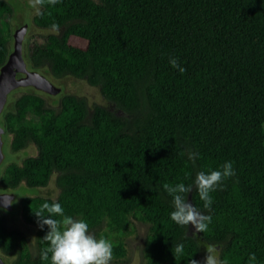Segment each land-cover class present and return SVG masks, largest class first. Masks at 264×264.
<instances>
[{
  "label": "trees",
  "instance_id": "obj_1",
  "mask_svg": "<svg viewBox=\"0 0 264 264\" xmlns=\"http://www.w3.org/2000/svg\"><path fill=\"white\" fill-rule=\"evenodd\" d=\"M40 13L33 27L52 31L56 23L60 31L27 42L30 71L82 79L116 112L88 111L70 94L52 109L31 92L2 109L9 152L31 146L34 154L1 169L0 193L44 188L51 177L57 189L54 199L18 200V216L35 229L32 251L0 208L2 261L50 264L40 259L48 228L38 227L34 212L59 202L90 234L112 238L117 259L134 219L147 226L142 264H189L198 259L197 237L171 220L172 197L162 187L183 182L193 186L192 204L212 217L198 238L228 264H248L252 253L264 264V0H45ZM11 15L0 0V67L12 48ZM171 56L186 72L170 66ZM227 161L235 175L211 193L209 211L196 174ZM177 244L184 254L174 257Z\"/></svg>",
  "mask_w": 264,
  "mask_h": 264
},
{
  "label": "clouds",
  "instance_id": "obj_2",
  "mask_svg": "<svg viewBox=\"0 0 264 264\" xmlns=\"http://www.w3.org/2000/svg\"><path fill=\"white\" fill-rule=\"evenodd\" d=\"M29 6L36 10L37 14L44 6L45 0H28ZM49 5H56L60 0H47ZM51 30L59 34L60 26L56 23L51 25ZM169 64L180 73L186 72L181 66L178 58L169 57ZM198 153H191L190 159L198 158ZM190 174L185 173L187 178ZM235 175L233 162L227 161L216 170L200 171L196 174L194 186L198 191L203 207L211 210L213 197L211 193L216 190L225 179ZM163 189L172 197L174 210L170 213V218L177 225H192L196 233L208 231V226L212 223L211 215L201 213L193 204L189 203L186 194L192 191V185L183 182L175 185L165 183ZM38 218V227L41 229L47 226L48 231L43 237L47 247L40 253L42 261H49L50 264H111L113 260V242L107 238L90 234L89 224L84 219H74L65 215V210L59 202L43 203L34 212ZM206 256L203 264H228L227 260H221L218 249L209 245L206 249ZM174 257L184 254V245L177 244L172 251ZM256 255L252 253L248 257V264H255ZM189 264H201V261L191 257Z\"/></svg>",
  "mask_w": 264,
  "mask_h": 264
},
{
  "label": "rangeland",
  "instance_id": "obj_3",
  "mask_svg": "<svg viewBox=\"0 0 264 264\" xmlns=\"http://www.w3.org/2000/svg\"><path fill=\"white\" fill-rule=\"evenodd\" d=\"M3 1L7 2L12 8V15L8 19V22L10 23L12 28L15 25L19 26L23 23H26L27 25L26 33L22 40L21 48L23 58L26 50V44L33 36H45L48 33H55L50 30L37 29L31 25V18L36 13V10L29 6L28 0ZM78 45L83 47L85 45V42L80 40L78 41ZM25 67L27 70H30L27 64L25 65ZM43 76H45L46 79L51 82V84H53L55 87L61 88V92L56 95H45L44 93L38 92L31 87H19L11 91L6 96V101L3 109H7L11 105V103L21 94L31 92L40 96L45 101V105L52 109H55L57 107L58 100L61 95L70 94L78 97H83L85 99L88 111H90L94 105H99L116 112V110L112 107L111 103L107 102V100H105L101 96L97 87L87 85L86 82L82 79H74L69 76L60 79H54L45 74H43ZM1 142L2 160L0 162V171L7 163L19 162L22 158L34 154V149L31 146L16 154H11L8 149V138L5 136L4 133H2L1 135ZM10 194L13 195V199L11 200L10 210L7 211L8 213H4L6 226L10 230H15L23 234L27 246L29 247L30 251H32L35 242V229L32 226L24 223L18 216V200L22 197L36 196H44L54 199L57 195V189L53 183V177H51L47 186L44 188H28L21 184L16 190L12 191ZM130 224V233L122 238L125 249L124 257L119 259L113 257L111 264H142L141 249L144 237L147 233V226L134 219H130ZM109 240H112V238H109ZM196 240L197 245L199 247V255L197 260L201 261V264H203L204 257L206 256L205 249L209 245L204 243L198 237L196 238ZM229 264H235V262L232 259H229Z\"/></svg>",
  "mask_w": 264,
  "mask_h": 264
},
{
  "label": "water",
  "instance_id": "obj_4",
  "mask_svg": "<svg viewBox=\"0 0 264 264\" xmlns=\"http://www.w3.org/2000/svg\"><path fill=\"white\" fill-rule=\"evenodd\" d=\"M27 26L22 25L12 34V48L9 52L5 63L0 67V114L5 105L6 96L16 88L31 87L38 92L47 95H56L60 89L51 84L45 76L35 71L27 70L22 58L21 48L22 40L26 33ZM21 75L17 77L16 75ZM4 132L0 126V162L2 160L1 152V135ZM187 200L191 202V192L187 194ZM13 195L10 193H0V208L6 211L10 210ZM186 235L189 237H199L200 234L195 232L192 225H187ZM0 264H5L0 258Z\"/></svg>",
  "mask_w": 264,
  "mask_h": 264
},
{
  "label": "flooded vegetation",
  "instance_id": "obj_5",
  "mask_svg": "<svg viewBox=\"0 0 264 264\" xmlns=\"http://www.w3.org/2000/svg\"><path fill=\"white\" fill-rule=\"evenodd\" d=\"M22 25H26V23H23V24H21V25H19V26H16V25H15V26L12 28V34H13L14 30H16L17 28H19V27L22 26ZM26 26H27V25H26ZM16 76H17V77H20L21 75L17 74ZM50 83H51V82H50ZM59 89H60V91H59V93H60L62 89H61V88H59ZM59 93H58V94H59ZM45 95H47V94H45Z\"/></svg>",
  "mask_w": 264,
  "mask_h": 264
}]
</instances>
